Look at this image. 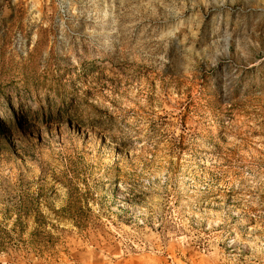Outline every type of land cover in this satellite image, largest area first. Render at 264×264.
<instances>
[{"label": "rangeland", "instance_id": "rangeland-1", "mask_svg": "<svg viewBox=\"0 0 264 264\" xmlns=\"http://www.w3.org/2000/svg\"><path fill=\"white\" fill-rule=\"evenodd\" d=\"M0 264H264V0H0Z\"/></svg>", "mask_w": 264, "mask_h": 264}]
</instances>
